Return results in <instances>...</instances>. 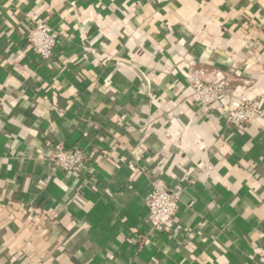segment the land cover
<instances>
[{"label": "crops", "instance_id": "obj_1", "mask_svg": "<svg viewBox=\"0 0 264 264\" xmlns=\"http://www.w3.org/2000/svg\"><path fill=\"white\" fill-rule=\"evenodd\" d=\"M34 17L65 35L50 63ZM189 69L229 92L202 107ZM243 100L260 112L227 125ZM154 186L182 193L163 233ZM0 264H264V0H0Z\"/></svg>", "mask_w": 264, "mask_h": 264}, {"label": "built area", "instance_id": "obj_2", "mask_svg": "<svg viewBox=\"0 0 264 264\" xmlns=\"http://www.w3.org/2000/svg\"><path fill=\"white\" fill-rule=\"evenodd\" d=\"M65 36L62 31H54L40 18L30 19L25 36L29 51L40 61L50 63L53 60L54 49L59 37ZM186 84L192 90L198 103L202 107H210L223 100L229 92V79L222 74H208L203 70L189 69ZM226 109V124L234 127L248 125L260 112L257 102L238 101ZM48 161L53 167L80 178L85 184L89 183L91 171L87 169L89 163L88 151L79 147L65 148L61 143L52 146L48 153ZM182 193L152 187L144 201L148 209L146 225L155 233H163L171 226L177 211V204Z\"/></svg>", "mask_w": 264, "mask_h": 264}]
</instances>
